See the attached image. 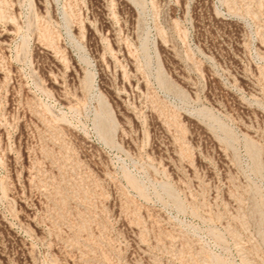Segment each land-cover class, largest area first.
<instances>
[{"label":"rangeland","instance_id":"rangeland-1","mask_svg":"<svg viewBox=\"0 0 264 264\" xmlns=\"http://www.w3.org/2000/svg\"><path fill=\"white\" fill-rule=\"evenodd\" d=\"M0 264H264V0H0Z\"/></svg>","mask_w":264,"mask_h":264}]
</instances>
